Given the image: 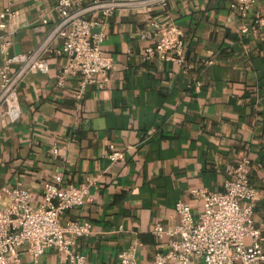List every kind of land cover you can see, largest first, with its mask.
I'll return each instance as SVG.
<instances>
[{
  "label": "crops",
  "instance_id": "obj_1",
  "mask_svg": "<svg viewBox=\"0 0 264 264\" xmlns=\"http://www.w3.org/2000/svg\"><path fill=\"white\" fill-rule=\"evenodd\" d=\"M55 1L18 0L15 17L0 18V36L10 40L11 53L41 41L56 19ZM235 1L169 0L165 7L115 12L105 20L101 44L113 58L109 81L88 85L80 98L77 78L56 84L63 52L49 59L47 73L29 74L18 89L17 120L0 111V187L21 183L37 206L55 173L64 184L98 176L92 200L61 218L91 224L73 249L94 264H115L134 246L135 260L149 263L170 248L171 236H158L155 226L166 230L178 222L175 203L190 202L200 211L190 191H221L246 158L249 184L258 193L253 219L264 236V27L241 34ZM5 5L0 0V12ZM262 16L264 0H257L246 23ZM45 17L49 24L42 23ZM153 22L180 28L183 65L160 53L143 57L144 48L157 41ZM2 59L0 52V65ZM109 143L125 152L124 160L111 163ZM61 259L53 247L41 261ZM20 264H30L26 255Z\"/></svg>",
  "mask_w": 264,
  "mask_h": 264
},
{
  "label": "built area",
  "instance_id": "obj_2",
  "mask_svg": "<svg viewBox=\"0 0 264 264\" xmlns=\"http://www.w3.org/2000/svg\"><path fill=\"white\" fill-rule=\"evenodd\" d=\"M18 0H6L0 18L12 19L16 13L13 5ZM169 0H56L53 12L56 19L49 24L44 37L31 50L11 53L10 40L0 38V111L11 121L20 115L18 89L31 73L49 71V59L64 53L66 62L55 74L58 86L68 77L77 78V98L91 84L104 87L109 81L113 58L105 53L101 44L105 38V20L115 12L148 10L153 6L165 7ZM257 0H236L231 7L241 17L238 31L254 32L264 27V16L256 18L252 25L246 23L250 6ZM151 35L157 38L146 46L143 57L150 59L160 53L167 60L184 64V39L180 28L171 24L163 26L152 23ZM58 42H62L60 46ZM111 163L124 160L125 152L108 144ZM58 156V147L52 146ZM248 159L243 158L230 172L234 179H227L223 189L213 192L207 188H193L190 195L201 204L195 212L190 202L178 200L175 210L178 222L162 230L155 226L161 236H171L170 248L156 253L149 263L134 258V246L121 252L115 264H264L262 229L255 225L253 208L258 199L257 190L247 178ZM55 182H46L42 200L37 206L31 204L32 192L21 183L0 187V264H20L26 255L30 264H42L46 250L56 247L61 264H94L73 249L74 240L91 232L88 221L62 220L66 211L91 201L90 189L98 176L86 177L73 184L63 183L61 174H54Z\"/></svg>",
  "mask_w": 264,
  "mask_h": 264
}]
</instances>
